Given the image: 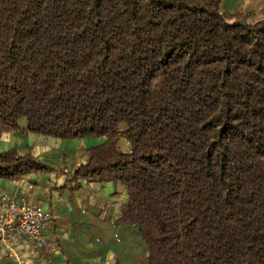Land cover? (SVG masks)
Returning <instances> with one entry per match:
<instances>
[{
    "label": "trees",
    "instance_id": "obj_1",
    "mask_svg": "<svg viewBox=\"0 0 264 264\" xmlns=\"http://www.w3.org/2000/svg\"><path fill=\"white\" fill-rule=\"evenodd\" d=\"M261 14L220 0H0V139L104 138L66 181L126 186L119 222L148 264H264ZM46 169L0 151V177Z\"/></svg>",
    "mask_w": 264,
    "mask_h": 264
},
{
    "label": "crops",
    "instance_id": "obj_2",
    "mask_svg": "<svg viewBox=\"0 0 264 264\" xmlns=\"http://www.w3.org/2000/svg\"><path fill=\"white\" fill-rule=\"evenodd\" d=\"M220 1L223 11L245 14L247 21L262 17L264 0ZM36 135L5 132L0 139V151L17 149L26 154L32 148L36 156L32 142ZM40 136L41 140L46 137ZM103 139L100 138L99 143ZM79 140L83 141V146L78 148V154H85L83 157L88 161L91 146L84 147L87 140L63 141ZM37 151L48 169L18 178L0 177V193L27 196L53 214L46 231L51 248H39L24 237L18 238L16 245L25 261L23 264H148L149 249L136 227L119 222L120 205L128 199L126 186L121 182L104 183L84 178L76 182L66 181L70 174H65L68 169L59 173L53 169L52 161L42 148ZM87 161H79L73 172ZM71 162L72 159L68 160L65 166ZM0 264H18L14 258L8 257L6 248L1 245Z\"/></svg>",
    "mask_w": 264,
    "mask_h": 264
},
{
    "label": "built area",
    "instance_id": "obj_3",
    "mask_svg": "<svg viewBox=\"0 0 264 264\" xmlns=\"http://www.w3.org/2000/svg\"><path fill=\"white\" fill-rule=\"evenodd\" d=\"M52 219L49 210L27 196L0 193V245L18 264L25 262L16 245L19 237L34 242L39 248H51L46 231Z\"/></svg>",
    "mask_w": 264,
    "mask_h": 264
},
{
    "label": "rangeland",
    "instance_id": "obj_4",
    "mask_svg": "<svg viewBox=\"0 0 264 264\" xmlns=\"http://www.w3.org/2000/svg\"><path fill=\"white\" fill-rule=\"evenodd\" d=\"M20 124L22 126L26 125V119L22 118L20 120ZM18 132L21 133L22 131H18ZM22 133L24 134L25 132H22ZM37 135H39V134H37ZM37 135L35 137H33L34 140L32 141L33 146H34V150L38 154L36 156L38 157L41 155L39 153V151H37V149L39 147H41L42 152L46 153V156L48 158H50V160L52 161L51 162L53 164L52 166H54L53 169H55L56 171H59V173L62 174L63 170L68 169V172H66V173L71 174L73 172V170L77 167L79 161H82V162L84 160L87 161V159L83 157L85 154L84 155L78 154V148H81L83 146L81 144V143H83V141L82 142L80 140L76 141V142L75 141H63V140L60 141L57 138H53V137H49V136H46L44 140L43 139L41 140L40 137H42V136H40V135L37 136ZM98 139L100 140V138H88V137L82 138V140H87L86 143L84 144V147L86 148V147L93 145L94 143L99 142ZM69 140H74V139H69ZM93 140H97V141H93ZM123 141L124 140H122V144H123ZM28 152L32 153L33 149L32 148L29 149ZM42 155H43V153H42ZM81 157H83V158L81 159ZM71 159H72V162L70 163V165L68 167H66L65 165L67 164L68 160H71ZM53 161H54V163H53ZM69 168H70V170H69Z\"/></svg>",
    "mask_w": 264,
    "mask_h": 264
}]
</instances>
